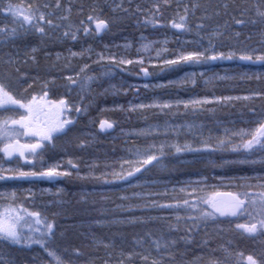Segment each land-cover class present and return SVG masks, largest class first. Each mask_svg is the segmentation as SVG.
Listing matches in <instances>:
<instances>
[{"label":"trees","instance_id":"trees-1","mask_svg":"<svg viewBox=\"0 0 264 264\" xmlns=\"http://www.w3.org/2000/svg\"><path fill=\"white\" fill-rule=\"evenodd\" d=\"M54 2L55 0H13V3L22 6L33 3L41 7L45 3L54 4ZM61 2L63 4L65 0H61ZM119 2L120 0H74L72 20L76 24H79L82 19L86 20L89 14L98 15L101 19L109 22V29L101 35L95 34V24L93 23L89 25L93 34L86 36L81 31L76 42L65 40L60 43L57 41V37L61 35V32L50 31V38L44 43H41L37 34L30 33L7 44H0V75L11 70L13 77L11 91L33 83L31 77H35L33 87L40 86L44 81L55 78V83L49 85L53 92L58 89L62 77L74 75L85 63L90 65L89 74L100 77L92 84L91 93L84 100V103L89 107L87 113L82 115L78 122L77 128L80 135L77 138L73 136L76 144L86 141L84 147L79 145L85 157L84 162L82 161L84 168L79 174L81 177L89 176L92 165H97L93 172L95 176H100L105 171H112L111 168L106 169L105 164L114 165L115 170L119 171V165L123 159L128 158L127 150L129 148L144 146L152 142V137L145 138L135 135L136 131L149 125H163L167 122L176 129L175 132H171L172 134H168L169 143H179L180 145L188 143L194 147L200 146V139L206 138L210 134L213 137L223 136L225 128L248 130L258 126L257 121L264 117V98L254 94L264 92V65L241 61L238 56L245 49L250 52L252 49H256L255 55L264 54V43L261 42L260 37L261 25L240 27L233 24L232 31H240L242 35L239 38L229 39L231 34L226 32L224 37L216 41L219 50L226 53L230 50L237 52V57L233 60L216 61L208 65H182L172 70L162 69L161 62L155 59L150 63L146 60L144 66L148 67L152 74L144 77L143 73L140 72L139 65H124L122 66L124 70L121 71L116 67L109 69L107 61L103 64H97L94 61L98 59L100 53L105 56L115 54L135 61L138 59L137 49L141 43L147 41L162 42L167 39L169 52H174L180 49L183 41L196 40L197 37L194 33L180 34L177 30L171 29L170 26L167 28L145 27L143 15H128L120 10L114 12L113 8ZM251 2L252 0H249V3ZM183 3L190 5V0H183ZM137 4L146 12L152 8L153 0H132L131 4L125 0L124 7H131L134 10ZM81 5L83 6L82 15L78 14ZM178 8L181 12L183 11V4L178 5L177 0H171L167 7L162 6L164 22L171 19ZM42 10L44 9L42 8ZM200 15L201 11L198 10L196 17L192 18L193 27L200 22L198 20ZM224 19L227 17L221 18L219 23L223 24ZM205 23L209 26L208 30H211L216 26L217 21L214 19ZM5 25L11 28L14 26V22L0 13V27ZM141 36L146 37L147 41H141ZM204 43L206 45L207 42L204 41ZM29 46L39 48L36 53V62H33L26 55L30 52ZM161 46V44L154 45L151 52L153 57H155V48ZM89 47L93 50L92 53L84 58H73L70 67H65L67 61L63 58L56 61L57 53H62L63 57H66L69 48L79 52L81 49ZM194 47L193 44L187 45L188 50ZM17 53H19L18 56ZM163 55L172 58L169 53ZM9 56L19 61L16 67H19L22 73L28 74L30 79L27 82H17L14 68L10 69V66L4 63ZM25 60L27 63H24ZM109 70L112 72L111 77L102 75ZM192 72L197 74L195 85L184 81L185 75ZM201 72L205 73L204 77H200ZM256 76L259 79H256ZM221 77L225 78L221 79ZM169 81L179 83L169 84ZM145 84L149 87L145 88ZM159 85L165 87H159ZM72 92L78 94V89H73ZM221 96H252V99L206 104L202 110L198 111H186L181 106L178 113L173 111L167 116L155 114L153 110L128 111L131 104L150 103L156 99L175 100L179 98L188 100L204 97L212 99ZM93 109H96L94 114L91 113ZM101 120L115 122L114 128L108 134H102L99 130H95ZM188 124H193L195 127L189 129L186 127ZM155 139L158 143L165 137L161 135ZM205 157L211 158L210 161L217 160V162L221 158H237L230 152H217L208 156L191 152L176 153L175 149H172L163 161V169L156 166L152 167L150 171L144 172L143 185L145 186L136 188H127V185L123 183L112 186L104 185L102 181L91 178L78 179L73 176L68 178V182L77 184V189H74V184H71L72 189L67 187L61 196L59 195L62 203H52L50 208L44 211L50 219H55L58 226L53 247L57 249L58 254L62 255L66 264L71 261H75V264H88L89 261H93L94 264H104L105 260H109L110 264H115L121 251L126 256L128 253L133 254L130 264H144L141 256L135 255L136 253L150 255V258H158L160 253L155 250L152 240L160 238L162 233L168 238H178L184 235V232L168 233L167 220H153L148 224H129L126 222L121 224L112 223V221L123 220L130 215L171 218L174 214L168 210L161 211L158 209L137 210L134 213L121 211L116 209V205L122 203L119 197L124 194L131 195L133 191L163 192L167 189L168 197H157V199L160 202H170L172 196L180 195L178 187L181 185L177 181L196 180L201 176H206L209 179L210 173L207 169V162L210 161H207ZM182 158H198V160L190 163L182 162ZM262 168L264 167L259 164L234 165L225 169V173L229 176L248 175L247 170L257 169L253 175H264V172L261 173L260 171ZM216 173V171L213 172V174ZM248 176H252V174ZM108 178L111 179L112 177ZM217 182L219 181L214 180V183L207 181V184H218L217 189L221 191L236 190L234 187L226 186V182L224 185ZM251 182L256 183L255 180ZM173 187L177 188V192H172ZM126 188L127 193H125ZM205 190L204 187V192ZM256 190L258 191V189ZM102 196H106L108 199L103 200ZM132 202L139 203L135 200ZM105 209L108 210L107 215H102L101 213ZM96 220H104V226L97 225ZM220 228L225 229V231H219ZM147 233H151V237ZM94 239L105 243H114L115 246L106 249L94 244ZM205 239L208 240L206 246L203 244ZM225 247L232 253V257L225 256L222 251ZM64 248H68L69 253H64ZM77 248L83 253L82 256L77 257L71 254L72 250ZM0 251L13 264H54V261L38 245H33L31 248H21L0 244ZM171 251L175 254V262L169 260L165 255V264H208L209 259H219L223 264H236V261L241 259V254L244 262H246L245 259L248 255L261 258L264 255V241L253 239L249 235L235 230L234 224L230 225L227 221H222L219 224L210 222L206 229L201 228L199 232L192 235L191 243L184 244L181 242ZM108 253H112V256L109 257ZM198 257L201 259L198 260Z\"/></svg>","mask_w":264,"mask_h":264},{"label":"snow or ice","instance_id":"snow-or-ice-1","mask_svg":"<svg viewBox=\"0 0 264 264\" xmlns=\"http://www.w3.org/2000/svg\"><path fill=\"white\" fill-rule=\"evenodd\" d=\"M129 4L132 0H127ZM171 0H153L152 8L146 12L139 4L133 10L131 7H124L125 0H120L113 11H123L128 15H143V25L145 27H171L177 30L180 34L194 33L196 40H185L181 43L178 51L169 52L167 48L168 40L164 41H147V38L141 36V43L137 49L138 59L133 60L126 57H119L115 54L105 56L103 53L98 54V59L94 61L97 64H103L107 61L110 68L116 67L123 71L124 65H139L140 72L144 77L150 76L152 73L148 67H145V61L149 63L155 59L161 62L162 69L172 70L182 65L197 66L208 65L211 62L233 60L237 57L235 50H230L227 53L219 50L216 41L225 36V33H230L229 39L239 38L242 33L240 31H232L233 24L240 27H248L249 25H261L260 37L264 43V0H190L188 3H183V0H177L178 5L183 4V11L177 9L175 15L167 22L163 20L162 6L167 7ZM74 0H65L62 4L61 0H55L53 3H45L41 6L28 3L22 6L13 3V0H0V13L10 15L14 20V26L9 28L7 25L0 27V44H7L15 41L20 36H27L30 33H35L39 36L41 43L49 39V32H61L57 37V41L63 43L65 40L73 42L78 41L79 33L82 31L84 35L93 34V30L89 27L95 24V34H100L109 29V22L101 19L98 15L89 14L86 20H80L76 24L72 20ZM42 8L44 10H42ZM201 11L198 17L199 23L192 26V18L196 17L197 11ZM83 6L78 14L82 15ZM223 24L219 23L221 18H225ZM216 20V26L208 30L206 21ZM250 39V37H249ZM206 41V45L204 43ZM161 44L159 48H155V57L151 55L154 45ZM193 44L194 48L188 50L187 45ZM30 52L26 53L29 59L36 62V53L39 48L29 46ZM127 47V45H126ZM92 49H81V51H72L68 49V55L63 57L62 53L56 54V61L62 58L67 61L65 67H70L73 58H84L92 53ZM256 49L251 52L247 49L242 50L238 56L241 61L264 65V54L255 55ZM169 53L172 58L163 54ZM19 53H17V56ZM90 58V57H89ZM19 61L12 56L4 61L11 68H14L17 82H27L30 77L27 73H22L16 64ZM27 63V60L24 61ZM90 65L83 64L78 72L74 75L70 74L64 77L67 81L65 85V97L71 94L73 89H78L79 102H74L68 98L61 97L59 99H51L50 84L55 83V78L49 81H44L40 85V91L31 95L30 98H18L11 91V80L13 79L11 70L0 75V109L11 108L18 113V118L8 116L0 118V153L9 161L13 159L23 160L25 164L32 165L30 170H23L20 167L5 168L0 164V181L9 180H47L53 182L61 178H70L73 172L63 169L62 165L54 164L52 166L42 167L40 170H35L34 161L41 157L45 150L51 146H56V141L63 137H68L73 133L78 123V117L84 115L88 111L89 105L84 103L88 94L91 93L92 84L100 79L97 75L89 74ZM105 77H111L112 72L105 71ZM200 77H204L205 73L201 72ZM255 75V74H253ZM197 74L195 72L188 73L184 77L185 82L196 83ZM225 77H221L224 79ZM252 78V77H248ZM259 79L258 76L255 77ZM33 83L28 84V88H33L35 77H31ZM179 83L169 81V84ZM145 88L149 85L145 84ZM159 87H165L159 85ZM27 91V89H25ZM108 91L107 89L105 90ZM261 98H264V92L255 93ZM250 100L252 96L231 97L221 96L209 99L190 98L188 100H163L156 99L150 103L131 104L128 111L136 110H153L155 114L167 116L175 111L179 112L181 106L186 111L202 110L203 106L211 103H221L232 100ZM114 121L101 120L99 128L101 132H107L114 128ZM258 126L254 129H228L225 128L223 136L213 137L211 134L202 138L199 141L198 147L185 143H169L168 134L175 132L176 129L165 122L163 125H149L146 128L139 129L135 135L149 138L152 137L151 143L144 146H133L129 148L128 158L123 159L119 165V171L115 170L114 165L105 164V168H111L112 171H105L100 176L93 174L97 165L90 167L89 176L81 177L79 175V163L73 159L67 161L71 169H76L78 179H95L103 182L104 185H116L123 183L127 188L144 187L139 183L140 176L144 172L150 171L152 167L160 166L163 169V161L172 149L176 153L191 152L197 154H206L212 156L217 152H230L234 154L236 159H223L219 162L210 161V166L214 169L218 168L222 171L234 165H261L264 167V117L257 121ZM189 129L195 127L193 124L186 125ZM178 134V133H177ZM164 136L165 139L158 143L156 137ZM20 137H24L25 142H21ZM85 141H81L80 147L85 146ZM255 157V158H254ZM127 166V167H125ZM243 171V169H241ZM108 177H112L109 179ZM224 184L234 187L235 191L227 193L213 192L212 195L204 194V187L207 186L208 177L201 176L199 179H188L186 181H177L181 186L178 189L180 195L172 196L170 202H160L157 197H168V190L163 192L152 191H133L131 195L124 194L119 197L122 203L116 205V209L128 213L135 211H150V210H168L172 212L173 217H138L130 215L123 220H113L112 223H129V224H148L153 220H167V231L184 232V235L178 238H168L162 233L160 238L153 239L152 244L155 250L160 253V256L151 257L150 255H135L141 256L144 264H165V255L169 260L175 262V254L171 251L176 248L181 242L184 244L191 243V238L194 233L200 231L201 228L206 229L209 223L219 224L222 221H227L230 225L234 224L235 230L246 233L251 236H264V175H236L229 176L227 173L215 177ZM255 180L256 183L251 181ZM136 181L137 183H133ZM215 187V186H213ZM127 188L125 193H127ZM258 189V191L256 190ZM50 191V190H48ZM62 192V190H60ZM172 192H177V188L173 187ZM59 194V193H58ZM35 193L29 190V195L26 197L34 198ZM6 199L10 201L6 207L0 208V244L19 246L21 248H31L33 245H38L47 255L54 261V264H66L62 255L58 254L54 248L57 224L55 219H50L46 213L40 210H31L24 203H18L16 191L8 193ZM103 200L108 197L102 196ZM139 203H133L132 201ZM108 210L102 211V215H107ZM55 215V214H53ZM242 218H246V222L240 223ZM174 221V222H173ZM95 223L99 226H104V220H96ZM230 230V229H229ZM219 231H225L220 228ZM151 237V233H147ZM97 246L104 248H114V243H105L100 240H93ZM139 243V242H138ZM231 243V242H229ZM203 244L206 246L208 240L205 239ZM214 251V250H210ZM226 257H232V253L227 247L223 248ZM64 253H69L68 248L63 249ZM72 255L77 257L82 256L80 249L72 250ZM109 257L112 253H108ZM133 254L128 253L127 256L123 251L118 254L115 264H130ZM198 260L201 258H197ZM0 264H13L8 260L5 254L0 251ZM75 264V261L68 262ZM88 264H94L89 261ZM104 264H110L109 260H105ZM208 264H223L219 259H209ZM236 264H244V259L241 254V259L236 261ZM246 264H264V255L261 258H254L253 255L246 257Z\"/></svg>","mask_w":264,"mask_h":264},{"label":"flooded vegetation","instance_id":"flooded-vegetation-1","mask_svg":"<svg viewBox=\"0 0 264 264\" xmlns=\"http://www.w3.org/2000/svg\"><path fill=\"white\" fill-rule=\"evenodd\" d=\"M66 84H67V81L64 79V77H62L61 82L58 84V89L54 90L53 92L50 91V94H49L50 98L59 99L61 97H65V93H66L65 85ZM25 89H27V91H25ZM39 91H40L39 85L33 88H28V84L25 85V87H19V88H15L12 90L13 94L17 96L18 98H30L31 95ZM65 98H68L74 102H79V96L76 92H71V94ZM8 116H15L16 118H18V113L16 111H13L11 108H8L6 110L0 109V118H6ZM80 118L81 116L78 117V122ZM77 126H78V123L76 124L75 130L73 133H70L68 137H63L60 140L56 141L55 147L49 146L45 150L44 154L34 161L35 170H40L42 167L52 166L54 164H60L62 165L63 169H68L70 168L67 164V161L69 159H73L77 163L80 162L79 161L80 156L70 154L71 147L76 145V140L73 139V136L77 138L80 135ZM25 139L26 138L24 137H20V140L22 143L25 142ZM75 151L76 153L80 152V150H75ZM75 157H77V159ZM0 164H3L5 168L20 167L25 171L30 170L32 168V165L25 164L23 160H19V159H13L12 161L4 160L2 159L1 153H0ZM74 170L76 169H73V171ZM73 177L76 178V175L74 174ZM62 181H63V178L53 181V182H49L47 180H9L7 181L8 184L5 186L8 188L9 192L16 191V193L17 192L29 193V190L33 192L34 187H42L46 189H49V188L56 189L58 186H62L63 188L66 185L68 189H72L71 184H74L73 188L77 189L76 183L65 182L64 184V182Z\"/></svg>","mask_w":264,"mask_h":264},{"label":"rangeland","instance_id":"rangeland-1","mask_svg":"<svg viewBox=\"0 0 264 264\" xmlns=\"http://www.w3.org/2000/svg\"><path fill=\"white\" fill-rule=\"evenodd\" d=\"M3 16L8 17L11 21L14 22L13 18L10 15L3 14ZM102 33H100L99 35H101ZM95 130H99V132H101L99 126H96ZM109 131H111V130H108L107 132H102V134H108ZM169 134H172V133L170 132ZM79 145H80V142L78 144H76L77 148L79 147ZM78 149H80L81 153H82V148L79 147ZM1 154H2V159L8 160L6 157L3 156V153H1ZM205 159L207 161L211 160V158H209V157H205ZM181 160H182V162H190V163H192L194 160H198V158H196V159L195 158L194 159L193 158H182ZM214 161H217V160H214ZM207 166H208L207 169H208V171L210 173L209 174V179L207 180L209 182L211 181V182L214 183V180L215 181H219L215 177L218 176V174L219 175L225 174V170L222 171L221 169H218V168L214 169V168H212L210 166L209 162H207ZM158 167L159 166H157V168ZM83 168H84V165L81 162H79V174H81L80 171ZM67 170L72 171L73 172V176H74V174L76 175V171L77 170L73 171V169H71V168H68ZM214 171H216L217 173L213 174ZM256 171H257V169H251V170L249 169V170H247V172L249 173L248 175H250V174L253 175V173H255ZM260 171H261V173H263L264 172V168L260 169ZM137 175L140 176L139 183L143 185L145 177L143 175H140V174H137ZM254 175H256V174H254ZM76 177H77V175H76ZM65 181L68 183V178H63L62 182H64V184H65ZM133 183L135 184L137 182L134 181ZM213 183L207 184V186H205L206 190H205L204 194L212 195L214 191L215 192H220L221 191L220 189H217L219 187V185L218 184H213ZM217 183L221 184L220 181L217 182ZM7 184H8L7 181L6 182H4V181L0 182V208L6 207L8 205V203L10 202V201H8L6 199L7 194L11 193V192L8 191V188L5 186ZM213 186H215V187H213ZM226 186H228L227 182H226ZM66 188H67L66 185L63 188H62V186H58L56 189L55 188L54 189L53 188L46 189V188H42V187H34L33 192H32V193H35V197L34 198L26 199V197H28L29 193L17 192V196H18V201L17 202L18 203H24L25 206L29 207L31 210H40V211L44 212L46 209L50 208V205L52 203H56V204L62 203V199L60 198V196H61V193L63 191H65ZM48 190H50V191H48ZM60 190H62V192H60ZM239 222L240 223L246 222V218H242ZM243 234H246V233H243ZM249 236L252 237L253 239L256 238V239H258L260 241H264V236H259V235H255V236L249 235ZM245 261H246V259H245ZM244 264H246V262H244Z\"/></svg>","mask_w":264,"mask_h":264},{"label":"bare ground","instance_id":"bare-ground-1","mask_svg":"<svg viewBox=\"0 0 264 264\" xmlns=\"http://www.w3.org/2000/svg\"><path fill=\"white\" fill-rule=\"evenodd\" d=\"M94 110H96V109H93L92 111H91V113H96V111H94ZM75 145V144H74ZM79 148V147H78ZM77 148V146L75 145V146H72L71 147V149H70V154L71 155H78V156H80V159H79V161L81 162V163H83L84 162V160H85V157L83 156V154L81 153V150L80 149H78ZM75 150H80V152H78V153H76V151ZM74 151H75V153H74ZM76 159H77V157H75ZM83 161V162H82ZM223 192H228V191H223Z\"/></svg>","mask_w":264,"mask_h":264},{"label":"water","instance_id":"water-1","mask_svg":"<svg viewBox=\"0 0 264 264\" xmlns=\"http://www.w3.org/2000/svg\"><path fill=\"white\" fill-rule=\"evenodd\" d=\"M220 193H227V192H220Z\"/></svg>","mask_w":264,"mask_h":264}]
</instances>
